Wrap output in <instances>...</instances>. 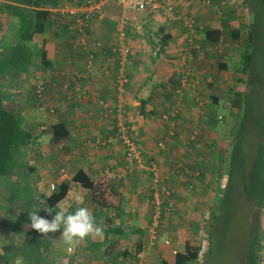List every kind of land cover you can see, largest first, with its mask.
Instances as JSON below:
<instances>
[{
	"label": "crops",
	"instance_id": "obj_1",
	"mask_svg": "<svg viewBox=\"0 0 264 264\" xmlns=\"http://www.w3.org/2000/svg\"><path fill=\"white\" fill-rule=\"evenodd\" d=\"M170 1L173 8L172 20L160 12L151 15L143 13V21L146 23L150 20L153 24H148L149 27L150 25L152 27L149 29V35L157 37L158 43L148 39L149 43L144 44L146 46L142 48L139 43L137 44V41L130 40L129 43L132 42L131 46L133 47L132 57L126 60V57L119 54L120 57H115L120 60L111 59V63L116 69L111 77H99L96 67L94 74L89 79L82 78L80 81L71 82L66 91L61 89L64 83L68 82L66 79L69 78L66 75L73 68L81 71L83 58L78 55L79 47H77L78 49L75 48L76 55H74L73 49L70 51L65 44H61L55 34L42 35L35 40L36 48L42 47L46 43L45 47L48 58L52 61V69L45 73L47 85L42 99H36L33 104L31 103L35 105L33 110L23 104L26 100H17L23 107L26 128L31 130L34 127V131L32 130L31 143L24 151L22 161H25V168L22 167L11 177L0 179V264H6L4 259L10 260L8 264H15L17 258H22L24 264L27 259L20 252V249L30 239L33 240L37 236L40 241L37 243L41 247L38 248L37 244L33 243L38 257L34 264H109L111 262L108 259L115 261L117 257L121 256L132 261L134 260L132 258L133 252L139 247L145 251V264H158L161 259L172 264L176 253L184 252L185 246L188 244L187 239L184 242L178 241L180 237H177L176 234L177 232L181 233L180 228L173 226V223L167 226L169 230L165 227L170 234L176 232L173 236L174 239H169V244L166 243L168 242L167 238L159 235L156 240H152L148 232L155 205L153 201V205L150 204L152 199L148 195L142 194L141 188L136 186V182L137 180H145L144 182L148 180V183H145L148 187L150 177L145 176L147 179H143L138 175L148 174L145 165L152 164L151 160H153L155 153L149 151L148 145L143 142L141 147L143 145L144 148H148L147 155L143 156L145 157L143 159L145 167L142 164L140 167L130 164L124 155L123 148L125 147L122 137L125 134L122 135L124 129L122 125L129 130V135L134 143L138 140H134V137L135 135L138 137L139 132L144 133L142 135L143 141L152 139L151 134L160 131L156 124V117L161 119V123H163L169 115L163 113L161 100H168L169 104H171L172 99L174 102L177 101V107H174V103L170 105L175 111L174 113L179 115L181 111L185 115V112H189L191 116L193 114L192 101L194 103L197 101L194 99L195 96L190 94L192 89L186 92L188 84L181 83L177 90L171 82L160 81L157 78L158 67L156 65L158 63L167 65L168 63L169 66L173 65L174 70L182 71L187 64L190 70L194 69L196 72L201 67L210 68L211 60L215 59L218 60L217 67H222L220 63H226L231 57V52L238 49L240 42L234 39L236 28H232V26L242 22L244 11L248 10L247 6L249 7V5H246L245 0ZM212 3H215L216 12H211L206 7ZM103 4V11L105 12L102 14L99 11V19H106L101 23L93 21L87 28L85 35L86 42L95 50L96 54L102 49L101 52L107 50L109 53L95 58L100 66L106 64V60H110V57L114 55L113 53H117L116 39H112L113 35L111 34L114 27L110 28L109 26L119 24V27L123 28L125 24H129L127 20H129L128 16L130 15L111 2L101 1L98 5L101 7ZM238 12H241V15L237 14ZM156 19H161V22L158 21L160 24L158 27L155 26L157 24ZM73 28L74 26L71 27L72 31ZM162 29L164 34L171 37L164 45L160 43V38L163 36L160 34ZM213 36L218 37L217 41L210 39ZM140 48L142 49L140 50ZM35 61L36 63L39 62L40 57L36 56ZM190 62L197 65H188ZM181 71L179 75L182 78L184 75ZM39 74L42 73L39 72ZM201 76L204 77L205 75ZM118 77H124L125 85L122 84L117 88L113 85V80L118 79ZM4 83L5 86L12 87L6 88V94L12 101L18 99V93H22V91V95L24 93L29 95L32 93L33 95L32 86L35 82L30 75H15L13 78L10 74ZM180 90H184L183 93L187 97L189 96V99H185V97L176 99L174 94L178 96ZM170 91H173L174 94H171ZM168 95L170 96L168 97ZM143 101H145L144 105ZM10 104L16 107L13 102ZM104 109L112 110V114L108 118L104 116ZM113 117L117 121L114 126L112 124ZM59 122H64L67 126L69 139L67 143L57 146L51 144L50 140L53 136L52 127ZM116 126L119 127L120 132L116 129L113 130V127L116 128ZM168 127L166 126V130ZM93 139L102 140V147L96 148L92 144L90 145L88 141ZM149 146L155 145L152 146L149 143ZM149 153L150 155H148ZM52 161L60 164L56 170L54 169L57 165L52 164ZM189 164L191 165V163ZM81 170L94 178L110 172L124 196V206L119 213L98 209L89 202L90 192L86 190L88 192L86 193L78 184L74 185L60 204L68 207L69 211H75L78 206L89 208L97 224L104 228V236L100 239L88 238L76 246L74 251L62 253L55 245V241H49L50 239L55 240L56 235L60 237L62 230L45 237L34 232L35 230L30 227L28 211L41 208L38 213L41 216V213L46 212L45 206L41 203H38L36 207L29 206L27 203L28 196L25 198L22 196L19 203L11 204L8 201L9 189L15 182H19L20 186L17 188L22 190L25 187L24 190L27 194L29 192L32 196L37 193L48 195L53 192L51 185H55L57 188L62 181L69 180ZM162 172L164 178L160 183H164L161 184L164 189L173 190L171 191L174 195L172 201L175 202L184 194V180L186 178L182 177L179 172L175 177H171L170 174L166 175L165 171ZM185 174L187 173L185 172ZM138 183L140 184V182ZM135 186L137 190H134ZM155 193L157 191L153 192V198L157 195ZM77 196L82 199V205L75 202L74 198ZM182 200L179 201L178 206L184 209L185 204ZM176 205L177 203L175 204L177 208ZM137 211L141 214L139 217H134V213ZM142 214L146 219H142ZM42 216L51 218L48 213ZM110 218L112 219L109 220ZM164 221L162 226L165 225ZM189 244L193 245L190 242ZM52 251L55 254L50 256ZM125 251L127 252L126 256L122 255ZM98 259L101 263L96 262ZM191 264H200V261Z\"/></svg>",
	"mask_w": 264,
	"mask_h": 264
},
{
	"label": "rangeland",
	"instance_id": "obj_2",
	"mask_svg": "<svg viewBox=\"0 0 264 264\" xmlns=\"http://www.w3.org/2000/svg\"><path fill=\"white\" fill-rule=\"evenodd\" d=\"M214 5L215 3H212L206 7L211 12H216V6ZM246 5H249V7L247 6L248 10L244 11V19L242 20L245 23L241 22L242 24L237 23L236 26H232V28H236L241 32L243 39L240 41L238 49L231 52V57L226 61V69L218 68V60L214 59L211 60L212 65L210 68L201 67L195 72L194 69L190 70L186 64V67L182 71L180 70L184 75L181 82L188 84L186 92L192 89L190 94L195 96L194 99H197L195 103L192 101L193 114L190 116L189 112H185V115H183L180 111L179 120H170L168 116L175 115V111L170 105L174 103V107H177V101L174 102L172 99L171 104H169L168 100H161L163 113L169 115L163 123H161V119L156 117V124L160 131L153 132L150 140L145 139L143 141L142 135L144 133L141 134L140 132L138 137L136 135L134 137V140L138 139L135 142L137 143L136 150L140 159L137 164L138 167L141 166L140 164L144 166L143 159L145 157L143 156H146L148 152V148H144L143 145L141 147L143 142L148 145L149 151L155 153L153 160H151L152 164L145 165L147 171L141 168L148 174L138 175L143 179H147L145 176L150 177L148 187L145 184L148 183V180L146 182H144L145 180H137L136 182V186L141 188L142 194L148 195L152 199L150 200L151 205L155 202L152 196L153 192L157 191L155 194L160 198L162 197L161 189L163 186L161 184H164L160 183L164 178L162 171H165L166 175L170 174L171 177L178 174L180 167L186 173L190 172L191 165H193L192 161L197 159V155L192 154L195 152L187 146L193 131L192 137L195 133L201 137L200 148L203 146L202 141L205 143L207 140L212 139L215 142V156H211V158L215 160L217 170L213 172L210 178L193 182V184L186 182V177L184 180V194L174 202L177 203L176 211L169 218L167 217L168 219L166 218L165 225L157 231L159 236L167 238L168 242L166 243L169 244V239H174L173 236L176 232L170 234L166 230L167 226L173 223V226L180 228L181 233L177 232L176 234L177 237H180L178 241L184 242L187 239V242L193 245H205L201 258L197 261H200V264H247L249 243L253 238L258 222L257 262L258 264H264V206L261 209L257 206L259 195L262 187H264V0H246ZM237 14L241 15V12ZM128 19V25L132 29L131 41H137V44L139 43L142 48L146 46L144 44L149 43L148 39L159 42L157 37L149 35V29L152 28L151 25L153 24L150 20L146 23L143 21V13L130 14ZM156 20L157 24L155 26L158 27L160 25L158 21L161 22V19ZM144 23L145 25L142 27ZM149 23L151 24L150 27L148 26ZM117 27H119V24ZM249 36H251V40H249ZM245 52L252 54V67L249 72L242 73L239 69L244 64L243 55ZM195 64L190 62L188 65L195 66ZM171 66L173 67V65L169 67L172 68ZM180 71H178V74H180ZM200 74L205 76L202 77ZM239 78H241L240 83L242 82L240 86H238ZM6 88L10 89L12 87L5 86ZM236 90L243 91V103L240 110L233 109L231 105ZM183 91L179 92L178 96L173 91H170V93L174 94L177 97L176 99L178 97L187 99L189 96L187 97ZM212 99H217L218 104L213 103ZM109 116L105 117L108 118ZM212 116L219 121L216 128L209 126L208 119ZM220 118H222V121L219 120ZM35 121L37 122V119ZM25 122L26 120H24ZM166 126H169L167 130ZM191 130L193 131L190 132ZM238 131L241 133V145L239 146V153L234 158L233 175L227 186L231 141L234 140V135ZM173 133L177 134L172 136ZM149 143L155 146L150 147ZM160 143L164 149L159 147ZM123 149L125 158L128 161L126 148ZM202 158L206 161V164L210 160L208 156H206L207 160L204 156ZM52 164L56 163L52 161ZM58 164H56L54 170L60 165ZM153 167L155 169L151 171ZM180 174L185 177L182 172ZM189 179L192 181L194 178ZM136 186L134 190H137ZM21 191L25 190L22 189ZM171 191L173 190L171 189ZM86 193L88 192L86 191ZM28 194L25 193L24 198ZM181 199L184 200V209L178 206ZM134 214V217H139L141 212L137 211ZM142 215V219H146L144 214ZM256 215H258V218H256ZM179 223L180 226H178ZM169 234L172 236L170 237ZM55 237V240L50 239L49 241H55L58 250L66 253L67 246L61 236L56 235ZM35 238L30 239L20 249V252L27 259L24 264H34L37 261L36 248L33 243L38 244L40 241L38 236ZM180 244L182 245V243ZM37 246L38 248L41 247L40 244ZM54 254L55 252L52 251L50 256ZM4 260L7 261V259ZM96 262L101 263L100 259Z\"/></svg>",
	"mask_w": 264,
	"mask_h": 264
},
{
	"label": "trees",
	"instance_id": "obj_3",
	"mask_svg": "<svg viewBox=\"0 0 264 264\" xmlns=\"http://www.w3.org/2000/svg\"><path fill=\"white\" fill-rule=\"evenodd\" d=\"M101 1L102 0H0V179L11 177L16 172L20 171L22 167L25 168V161L22 160L24 156V151L31 143V135L32 130L34 131V127L31 128V130L26 128V122L24 123L26 117L23 112V107L20 103H18V101L26 100L23 104L33 110L35 108V105H32L35 102L34 100L42 99V96L46 89L47 79L45 73L46 71L52 69V61L48 58V54L45 47L46 43H44L42 47L36 48L35 40H37V38L42 35L55 34L56 38L59 42H61V44H65L70 49V51H72L73 49L74 55H76V53L74 52L75 48L79 47V49L77 48L79 50L78 55L83 58L81 71H78L76 68H73L66 75V77L68 76L67 78L69 79H66L68 82H65L63 87L61 88L64 91L68 90L71 82H74L76 80L80 81L82 78H85L86 80L89 79V77L94 74L96 67L99 72V77H111V74L116 70L114 69V65L111 63V61L121 56L119 55V44L122 34L124 35V43L130 48H132L126 56V60L132 57L133 47L129 43L130 38L132 36L131 26L125 24L124 27L121 28V26L117 27V24H115V26L109 27H114L111 34L113 35L112 39H116L117 53H113L114 55L110 57V60H106V64H103L102 66H100L98 61L95 60V58L99 57L100 55L107 54L108 51L105 50L104 52H101L103 50L102 49L101 51H97L96 54L95 50L90 47L88 42H86L85 35L87 32V28L93 21L101 23L106 19H99V11H101L102 14H104L105 12L103 11L104 4L101 5L99 11H96L91 15L90 19L86 18V15L81 12L77 15L72 16L68 12L61 11L62 9L66 8H88L92 5L100 4ZM106 2H111L115 4L113 1ZM72 26H74L73 31L71 29ZM234 32V39L239 40L240 42L243 39L241 36V32L239 30H234ZM160 34L163 35L160 38V43L161 45H164V43L166 44L171 37L164 34L163 29L160 30ZM248 38L249 40H251V36H249ZM210 39L217 41L218 37L213 36L210 37ZM83 40L85 44H83ZM36 56L38 58L40 57V61L37 63L35 61ZM91 57L94 58V62L92 69L88 71L86 69V65L87 62L91 60ZM116 60L120 59L118 58ZM243 60L244 64L241 66L239 71H242V73L249 72L252 67V54L245 52L243 55ZM220 64L222 65V67H220L221 69H226L227 65L225 62H221ZM156 66L158 67L157 78L163 82H171L174 88L178 90L182 83L181 75L178 74V71L174 70L172 66V68H170L169 64L163 65L161 63H158ZM39 72H41L42 74H39ZM10 74L13 76V78L15 75H30L35 82L32 86V89L34 91L33 95L32 93H30L31 95L25 93L24 95H22L23 91L22 93L18 91V99H14L15 101L10 100V97L6 94L4 83L6 81V78H8ZM118 79L113 80V85H115V87L117 88L119 87ZM238 80V86H240V84H242V82L240 83L241 78H239ZM40 88H42V90L40 93H38V90ZM242 93V90H236V93H234V98L231 101L233 109L235 108L237 110H240L242 108ZM212 101L213 103L218 104L217 99H212ZM11 102H13L16 107H13L10 104ZM144 104L145 101H143V105ZM108 112L112 114L111 109H104V116L106 115V113L109 116L110 114H108ZM168 118L170 120L177 121L180 117L178 114L175 113V115L168 116ZM112 120V124L114 126L115 122L117 121L114 117L112 118ZM219 120L222 121V118H220ZM208 121L209 126H214L215 128L217 126V122H219L214 116L208 119ZM122 127H124L122 135L125 134V136L129 137V130L123 125ZM52 129L53 136L50 140L51 144L59 146L68 142L69 133L67 130V126L64 124V122H59L55 124ZM114 129L119 131L118 126H116V128L113 127V130ZM192 131L193 130H191L190 132ZM176 134L177 133H173L172 136ZM191 134L193 135L194 131ZM191 137L188 140L187 146L195 152L192 154H196L197 159L192 161L193 165H191L192 167L190 168V172L185 174V171L181 169L182 167L178 169V172H182L185 178L187 177V182L193 184V182L210 178L213 172L217 170V167L215 165V160L211 158V156H215V142L212 141V139L207 140L205 143L204 141H202L203 146L202 148H200L199 144L201 137L198 136L196 133L192 138ZM240 137L241 133L238 131L234 135V140L231 141L232 146L230 149L229 164L227 169V186L230 183L231 177L233 175L232 169L234 167V158L239 153V146L241 145ZM130 138L132 139L131 136ZM122 142L124 143L123 137ZM88 143L90 145L92 144V146L96 148H100L103 145L102 140L99 139H93L91 141H88ZM123 146L125 147L124 144ZM203 156L205 158L206 156H208V158L210 157V160L207 161V164L206 161L203 160ZM201 158L202 160L200 163ZM189 178L194 179L190 181ZM76 184H78L82 189L90 192L89 202L92 206L107 211H116L117 213L121 212V209H123L124 196L120 191V187L117 184L116 179L110 172L94 178L88 175L83 170L79 171L69 180L62 181L57 186V188L55 187V185H53L54 189H52L53 192L51 194L42 195L37 193L35 196H32V194L29 193L28 195H26L28 196L27 199L29 201V206L36 207L38 203H41L45 206V208L54 207L57 203H61L66 198V196ZM13 186H15L16 188ZM13 186L9 189L10 196L8 201L11 204L19 203L21 197L26 193L25 191L17 189V187L20 186L19 182H15ZM23 189H25V187H23ZM161 193L163 194V192ZM172 197H174V195L170 191V196L165 197L163 199V203L161 205L163 208H161L165 215L164 217H161L162 223L160 227L162 226L166 216L169 217L176 211V207L174 202L172 201ZM24 203H26L25 200ZM170 204H172L173 210L171 212L165 213V209ZM257 206L259 209L264 206V187H262V191L259 195ZM43 214H47V212L41 213V216ZM54 214L55 213H53L52 215ZM256 218H258V215H256ZM111 219L112 218H110L109 220ZM258 223H256L257 228L256 230L254 229L255 231L253 234V238L250 240L249 243L247 264H258ZM204 247L205 245L202 244H199L198 246L191 245L189 243L186 244L183 253H176L174 262L172 264H191L193 262H197L198 259L201 258L200 256ZM135 250L142 251V248L139 247ZM126 254L127 252L125 251L122 255L126 256ZM132 258L134 260L131 262L133 264H136L137 262H135V257L133 256ZM119 259H122L123 262L127 261L124 257L121 256L117 257L115 261L114 259L110 260V262L112 264H118ZM5 262L6 264H8L10 260H7ZM158 264L171 263L161 259Z\"/></svg>",
	"mask_w": 264,
	"mask_h": 264
},
{
	"label": "built area",
	"instance_id": "obj_4",
	"mask_svg": "<svg viewBox=\"0 0 264 264\" xmlns=\"http://www.w3.org/2000/svg\"><path fill=\"white\" fill-rule=\"evenodd\" d=\"M106 1H113L117 6L121 7V9L128 14H142V13H146V14H155L157 12H160L163 14V16H166L169 20L173 19V8L170 4V0H102V2H106ZM206 3H208V1H205ZM100 7L99 5H95L94 7H89V8H69V9H62V12H68L70 15H77L78 13H83L86 15V18L90 19L91 15L96 12L99 11ZM83 44H85L84 40H83ZM120 49L119 52L123 57H126L128 55V53L131 51L132 48H130L129 46H127L124 43V35H121L120 38ZM94 58L91 57V60H89L87 62L86 65V69L89 71L92 69L93 66V61ZM124 77H120L118 79V83L119 86L124 84ZM42 90V88H40L38 90V93H40ZM108 114H110V112H108ZM107 116V113L106 115ZM123 132V131H122ZM124 140V145L126 148V153H127V158H128V162L132 165H137L140 161L139 159V154L136 150V145L135 143L132 141V139L128 136H124L123 137ZM98 141V140H97ZM159 147L163 148V145L160 143ZM154 167L151 168V171H154ZM51 189H54V186L51 185ZM162 197L160 198L159 196H155L154 198V205H155V209H154V215H153V219L151 224L148 226V232L150 233V236L152 238V240H156L157 239V231L160 228V225L162 223L161 221V217H164V213L163 210L161 208V205L163 203V199L165 197L170 196V192L166 189H162ZM173 210L172 204H170L166 209H165V213L166 212H171ZM133 256L135 257V262H137L136 264H145V251H134L133 252ZM112 264V263H109ZM118 264H133L130 260H127L126 262H123L122 259L118 260Z\"/></svg>",
	"mask_w": 264,
	"mask_h": 264
},
{
	"label": "clouds",
	"instance_id": "obj_5",
	"mask_svg": "<svg viewBox=\"0 0 264 264\" xmlns=\"http://www.w3.org/2000/svg\"><path fill=\"white\" fill-rule=\"evenodd\" d=\"M74 199L78 205H82L80 197ZM40 210L41 208H36L28 211L30 227L45 237L62 230L61 238L69 252L74 251L76 246L88 238L100 239L104 236V228L97 224L94 215L85 206H78L75 211H69L68 207L60 203L44 208L52 216L51 219L40 216ZM53 213L55 214L52 215ZM15 264H23L22 258H17Z\"/></svg>",
	"mask_w": 264,
	"mask_h": 264
}]
</instances>
